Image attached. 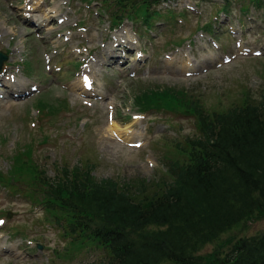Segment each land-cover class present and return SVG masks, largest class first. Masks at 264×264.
<instances>
[{
	"label": "rangeland",
	"instance_id": "rangeland-1",
	"mask_svg": "<svg viewBox=\"0 0 264 264\" xmlns=\"http://www.w3.org/2000/svg\"><path fill=\"white\" fill-rule=\"evenodd\" d=\"M92 3L0 0V51L7 55L0 69V176L9 178L0 179V264L107 261L95 240L64 235L54 217L35 205L39 196L27 191L29 175L10 171L13 156L28 145L27 158L48 176L58 166L88 162L95 178L142 193L170 179L166 162L186 159L175 143L198 134L194 117L173 105L179 99L197 100L205 112L264 99L263 3L172 0L156 8L160 17L150 30L125 22L112 32L100 5ZM119 39L124 45L117 50ZM105 53L121 57L100 64ZM86 69L92 89L82 85ZM19 81L23 85H11ZM7 85L16 87L11 92L17 97ZM155 94L165 99L152 101ZM140 96L147 103L139 106ZM263 230L261 211L193 255L207 260Z\"/></svg>",
	"mask_w": 264,
	"mask_h": 264
},
{
	"label": "trees",
	"instance_id": "trees-1",
	"mask_svg": "<svg viewBox=\"0 0 264 264\" xmlns=\"http://www.w3.org/2000/svg\"><path fill=\"white\" fill-rule=\"evenodd\" d=\"M96 1L115 6L116 20L138 16L148 25L152 8L167 0ZM155 95L152 101L165 99ZM136 101L147 103L141 96ZM187 102L172 104L194 117L198 134L184 145L175 143L186 159L168 160L170 179L149 191L133 193L128 183L97 179L88 162L58 166L48 176L27 158L29 146L13 156L10 171L29 175L27 191L39 196L70 240H95L107 249L105 264H264V230L207 260L193 255L226 229L264 211V99L212 112L197 100Z\"/></svg>",
	"mask_w": 264,
	"mask_h": 264
},
{
	"label": "bare ground",
	"instance_id": "bare-ground-1",
	"mask_svg": "<svg viewBox=\"0 0 264 264\" xmlns=\"http://www.w3.org/2000/svg\"><path fill=\"white\" fill-rule=\"evenodd\" d=\"M126 40H129V39H126ZM126 44H127V43H126ZM105 54H106V57H109V56H108L109 53H105ZM106 60H107V59H106ZM106 60H105L103 63L101 62L100 64H104V63L106 62ZM111 61H112V60H111ZM98 69H99V68H98ZM86 81H87V80H86ZM22 83H23V81H19V83H15V84H11V83H10V84H11V85H14V86H17V85H23ZM10 84H9V85H10ZM9 85H8V88H7V90H9V91H10V90H14V88H16V87H14V86H9ZM20 88H22V87H20ZM18 89H19V88H18ZM114 130L119 131L120 129H119L117 126H115V127H114ZM116 133H118V132H116ZM130 138L132 139V136H131Z\"/></svg>",
	"mask_w": 264,
	"mask_h": 264
},
{
	"label": "water",
	"instance_id": "water-1",
	"mask_svg": "<svg viewBox=\"0 0 264 264\" xmlns=\"http://www.w3.org/2000/svg\"><path fill=\"white\" fill-rule=\"evenodd\" d=\"M6 59V56L3 53H0V67L2 65V62Z\"/></svg>",
	"mask_w": 264,
	"mask_h": 264
}]
</instances>
